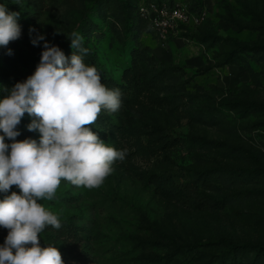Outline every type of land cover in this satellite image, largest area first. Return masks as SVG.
<instances>
[{"label": "rangeland", "instance_id": "rangeland-1", "mask_svg": "<svg viewBox=\"0 0 264 264\" xmlns=\"http://www.w3.org/2000/svg\"><path fill=\"white\" fill-rule=\"evenodd\" d=\"M161 1H178L200 14L202 20L160 39L148 29L135 35L130 13L138 22L135 7L144 0H0L9 12L20 14L22 29L20 39L0 47V99L34 73L45 41L59 46L70 58L73 49L65 34L72 31L83 36L89 50L85 63L97 68L102 83L110 79L125 84L123 74L132 67L135 37L140 49L149 47L150 51L144 52L155 59L154 65L139 63L142 78L172 67L160 91L173 98L172 105L142 103L141 107L123 106L113 114L102 111L100 115L111 125L146 130L157 125L182 143L149 160L130 153L133 146L127 138L118 140L119 148H115L127 149V156L115 162V171L99 188L75 187L62 180L53 201H38L57 214L62 225L59 229L47 226L40 234L41 246L58 247L64 264H158L154 258L167 257L174 249L168 235L188 243L226 237L264 244V174L241 170L258 165L243 157L226 158L223 153L200 161L197 154L205 152L192 143L197 136H205L251 149L260 159L259 167L264 168V111L239 106L229 109L221 104L238 98L264 102V50L259 49L264 45V0ZM30 28L45 36L39 46L31 43ZM237 45L254 50L237 51ZM176 66L179 68H173ZM201 68L206 69L204 74H199ZM212 113L218 119L216 125L193 118L194 114L211 118ZM31 121L26 113L17 127V140H39L38 132L28 131ZM90 127L112 146L100 135V127ZM6 142L11 141L6 138ZM189 165L198 169L221 167L227 174L230 187L224 188L226 184L218 180L220 191L214 192L228 195L223 207L197 204L199 193L185 200L162 195L142 176L144 170L169 167L183 182L188 174L184 167ZM12 191L19 190L13 186ZM3 196L0 193V199ZM7 234V229L0 227V244Z\"/></svg>", "mask_w": 264, "mask_h": 264}, {"label": "clouds", "instance_id": "clouds-1", "mask_svg": "<svg viewBox=\"0 0 264 264\" xmlns=\"http://www.w3.org/2000/svg\"><path fill=\"white\" fill-rule=\"evenodd\" d=\"M19 15L0 4V47L21 38ZM29 35L34 46L45 41L35 28ZM65 35L73 49L70 58L45 41L34 73L0 99V227L8 232L0 244V264H64L58 247L41 246L45 228L62 225L38 201H53L62 180L99 188L115 171V162L127 156V149L109 146L90 127L102 111L113 114L121 108L120 89L107 87L97 68L85 63L89 50L79 32ZM26 113L32 117L28 131L38 132V141L17 140Z\"/></svg>", "mask_w": 264, "mask_h": 264}, {"label": "trees", "instance_id": "trees-1", "mask_svg": "<svg viewBox=\"0 0 264 264\" xmlns=\"http://www.w3.org/2000/svg\"><path fill=\"white\" fill-rule=\"evenodd\" d=\"M151 1V0H144ZM161 1V0H157ZM177 1L170 2L174 4ZM136 8V16L138 22L133 19L132 26L137 32L135 35L139 36L140 31L148 29L151 33L154 31L150 25L142 19L138 14V6ZM135 21V22H134ZM264 45L259 49L264 50ZM237 51L254 50L249 46H236ZM150 51L149 47L140 49L139 39L135 37V47L132 50L133 62L132 67L125 70L123 80L125 84H117L112 80H105L103 83L109 88H119L122 93V106L141 107L144 103L161 106L162 104H173V98L169 95H161V84L167 79L168 71L172 67L156 70L151 76L142 78L140 62H147L148 64H155L154 56H149L146 52ZM234 54L231 53V59ZM179 68V67H173ZM199 74L206 72L205 68L198 70ZM234 90V89H231ZM143 103V104H142ZM229 109L236 107L247 108L251 111H264V102L238 98L236 100H225L221 103ZM133 108V107H132ZM193 118L205 125H216L218 119L215 113H212L211 118L205 117L203 114H194ZM95 125L101 128L100 135L109 139L113 147L119 148L118 140L127 138L133 146V151L130 153L139 155L140 157L148 158L156 156L160 151L167 148H172L175 145L181 144L182 141L176 137H171L165 134L159 126L155 125L150 130H146L140 126H121L111 125L105 121V117L99 115ZM193 145L205 153H198L197 158L204 161L210 154L223 153L226 158L243 157L244 159L253 160L257 168H241L242 171L262 175L264 168L259 167L260 159L251 149L241 146H228L225 142L215 141L205 136H197L193 139ZM188 174L185 180L180 182L177 174L172 168L144 170L142 176L151 185L155 186L157 192L169 197H176L180 200H185L188 196L193 197L194 193H199L195 199L197 204L212 207H223L226 203L228 195H217L214 192L220 190L216 187V182L221 180V183L226 184L229 188L227 174L221 167L198 169L193 165L185 166ZM228 186V187H227ZM170 244L174 247L172 252L164 258L153 259L158 264H264V244L254 242H235L230 238L222 237L219 239H212L208 242H179L176 237L168 235ZM165 259V261L163 260Z\"/></svg>", "mask_w": 264, "mask_h": 264}, {"label": "built area", "instance_id": "built-area-1", "mask_svg": "<svg viewBox=\"0 0 264 264\" xmlns=\"http://www.w3.org/2000/svg\"><path fill=\"white\" fill-rule=\"evenodd\" d=\"M138 14L160 39H168L189 23L202 20L200 14L191 12L178 1L174 4L157 0L144 1L138 5Z\"/></svg>", "mask_w": 264, "mask_h": 264}]
</instances>
